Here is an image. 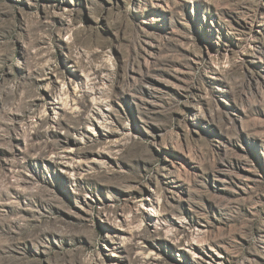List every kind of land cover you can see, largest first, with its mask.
Here are the masks:
<instances>
[{
	"label": "rangeland",
	"instance_id": "obj_1",
	"mask_svg": "<svg viewBox=\"0 0 264 264\" xmlns=\"http://www.w3.org/2000/svg\"><path fill=\"white\" fill-rule=\"evenodd\" d=\"M0 264H264V0H0Z\"/></svg>",
	"mask_w": 264,
	"mask_h": 264
}]
</instances>
